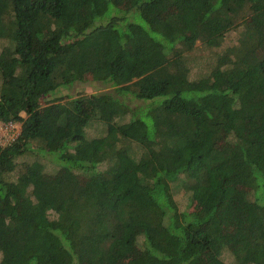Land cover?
Returning <instances> with one entry per match:
<instances>
[{"label":"trees","instance_id":"1","mask_svg":"<svg viewBox=\"0 0 264 264\" xmlns=\"http://www.w3.org/2000/svg\"><path fill=\"white\" fill-rule=\"evenodd\" d=\"M250 20L264 38V0H0V122L21 125L0 264H264V52L224 46ZM199 41L218 58L193 79ZM89 76L114 90L65 99Z\"/></svg>","mask_w":264,"mask_h":264},{"label":"rangeland","instance_id":"2","mask_svg":"<svg viewBox=\"0 0 264 264\" xmlns=\"http://www.w3.org/2000/svg\"><path fill=\"white\" fill-rule=\"evenodd\" d=\"M110 13L106 15L109 17ZM137 21H141L140 18H137ZM255 28V21L250 20L243 28L237 30L228 35L226 42L224 44L225 47L230 46L236 47L239 43V39L241 37L249 36L252 31H257ZM253 40L257 41L259 47L254 52L255 54L259 55V53L264 52V38L262 36V32L259 29L253 36ZM222 47L221 49H223ZM216 49L208 48L202 44L201 41L197 42L196 47L193 51L186 54L187 62L189 63L190 67V77L193 79L200 78L208 71H210L213 66L217 62L218 58V51ZM253 53V54H254ZM88 80L82 83H76L71 87H64L61 89L62 95H66L65 99L69 98H76L80 95H85L93 92H104V91H112L114 87L104 85L100 81L95 80L94 77L89 76ZM128 102L131 104L139 105L142 101L137 99L129 98ZM21 125L19 123H4L0 122V145H6L12 142L20 133ZM96 131L100 132V128L97 126L92 125L90 128V133L95 134ZM39 158L45 164V171L48 174H53L59 169V164L55 161L53 162L51 156L49 155H38L37 153L23 156V162H31L34 159ZM175 191V198L179 204L181 210H185L189 204V197L188 194L185 193L183 188H174ZM263 201V200H262ZM237 243L234 241L231 242V247L235 248ZM223 263L224 264H238L234 255L231 252H225L223 254ZM206 264H211L209 261Z\"/></svg>","mask_w":264,"mask_h":264}]
</instances>
